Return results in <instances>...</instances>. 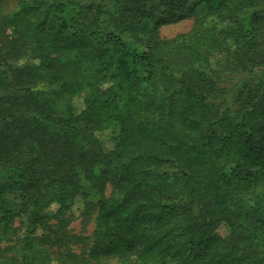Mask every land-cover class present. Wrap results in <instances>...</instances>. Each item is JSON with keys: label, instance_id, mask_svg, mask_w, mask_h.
Returning a JSON list of instances; mask_svg holds the SVG:
<instances>
[{"label": "trees", "instance_id": "1", "mask_svg": "<svg viewBox=\"0 0 264 264\" xmlns=\"http://www.w3.org/2000/svg\"><path fill=\"white\" fill-rule=\"evenodd\" d=\"M0 264H264V0H0Z\"/></svg>", "mask_w": 264, "mask_h": 264}, {"label": "rangeland", "instance_id": "2", "mask_svg": "<svg viewBox=\"0 0 264 264\" xmlns=\"http://www.w3.org/2000/svg\"><path fill=\"white\" fill-rule=\"evenodd\" d=\"M192 25L193 19H185L176 24L165 25L164 27H162L161 33L164 37L169 38L180 32H185L189 30ZM111 134L112 131L110 130L106 132V135L102 134V138L105 140V143H109V140L111 139ZM53 208H56V205H53ZM68 218L70 220L68 228L72 233L87 235L93 231L95 225L94 218H89L86 220L80 216H68ZM219 232L221 234H226L227 229L225 227H221ZM71 249L80 252L84 250V247L81 245H74L71 247Z\"/></svg>", "mask_w": 264, "mask_h": 264}]
</instances>
